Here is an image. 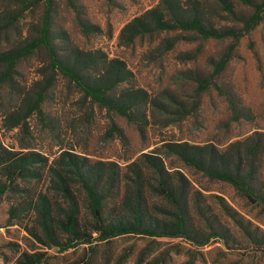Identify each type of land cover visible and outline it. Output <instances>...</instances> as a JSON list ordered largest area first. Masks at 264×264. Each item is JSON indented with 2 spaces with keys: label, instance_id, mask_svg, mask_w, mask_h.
<instances>
[{
  "label": "rangeland",
  "instance_id": "1",
  "mask_svg": "<svg viewBox=\"0 0 264 264\" xmlns=\"http://www.w3.org/2000/svg\"><path fill=\"white\" fill-rule=\"evenodd\" d=\"M227 1L231 13L220 0H51L50 40L59 56L90 82L110 75L107 95L131 96L132 119L89 101L51 70L43 49L12 69L0 62V146L47 160L0 195V264H264V208L183 161L238 170L264 197V20L234 48L230 38L202 39L176 26L198 16L206 27H241L252 7ZM43 14L38 0H0V56L37 38ZM160 161L187 238L123 236L62 251L29 205L43 195L61 215L51 166L72 179L78 221L89 231L79 169L103 194L105 216L122 210L128 217L139 205L154 228L175 212L149 189Z\"/></svg>",
  "mask_w": 264,
  "mask_h": 264
},
{
  "label": "trees",
  "instance_id": "2",
  "mask_svg": "<svg viewBox=\"0 0 264 264\" xmlns=\"http://www.w3.org/2000/svg\"><path fill=\"white\" fill-rule=\"evenodd\" d=\"M38 1L44 3L43 21L39 36L25 43L22 47L1 55L0 62H3L8 69H12L20 58L30 56L37 50L43 49L48 57L51 70L57 72L60 76L80 88L83 95L89 101L109 112L117 113L129 120L132 119L129 113V105H127L131 100V96L126 99L128 102L126 100L121 101L120 99L108 97L107 93L109 89L107 80H111L110 75L104 82L100 80L90 82L89 79L81 76L79 71L59 56L50 40L49 13L51 0ZM241 2L251 6L252 13L249 17L242 19L241 27L239 28L215 29L213 27H206L202 24L198 16L187 20H177L176 26L179 30L194 32L202 39L218 40L230 38L233 42L231 48H234L236 42L247 36L264 20V0H260L259 3H252L250 0H241ZM220 3L226 12H232V8L227 0H220ZM158 24L163 30L170 28V25L166 24L163 20H159ZM227 61L228 57L219 61L216 67V73L224 69ZM118 64L121 65L120 62ZM35 108H37V104ZM67 156V153L62 154V157ZM183 161L197 166L200 171L204 172L208 179L229 184L233 189L241 193L250 204L264 208V197L256 193L247 179L241 177L238 170L233 172L224 167V165H217L210 159L195 161V158L187 159V157H183ZM46 163L47 160L40 154L12 152L0 146V169H2V177L4 178V182L0 184V195L4 194L8 187L19 178L29 173V166L32 167V165ZM159 165L160 168L158 167L156 173L158 181L155 180L157 185H149V189L156 196L162 197L172 204L175 212L168 213L171 217L170 221L156 225L154 228L146 225L145 222L150 212L147 208L142 210L139 205H137L133 212L128 214V217H126L127 215L122 210L118 211L117 214L105 216L103 194L96 189L94 184L90 183L85 177V174L79 169L75 171L74 176L78 178L81 188L88 199V211L92 219L89 231L83 230L78 221L79 213L71 186L72 179L66 175L62 176V171L54 169L51 166L49 172L60 178L58 191L60 192V199L63 202V208L60 211L61 215H55L51 204H49L47 198L43 195H39L35 203H32L34 202L32 200L29 205L32 206L36 218L40 221L46 238L50 240L52 245L59 247L62 251L73 249L82 244H90L93 241L106 242L123 236L187 238L189 233L186 229V222L180 201L174 195L166 181L163 180V175L166 173L161 161ZM53 229H56V235H54Z\"/></svg>",
  "mask_w": 264,
  "mask_h": 264
}]
</instances>
